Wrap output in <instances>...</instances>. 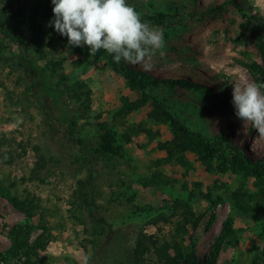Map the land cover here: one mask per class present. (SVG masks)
<instances>
[{"label":"rangeland","instance_id":"obj_1","mask_svg":"<svg viewBox=\"0 0 264 264\" xmlns=\"http://www.w3.org/2000/svg\"><path fill=\"white\" fill-rule=\"evenodd\" d=\"M127 3L165 39L164 55L157 52L151 70L122 59L126 68L157 79L137 88L113 67L106 51L95 56L88 47L70 52L59 41L54 28L46 26L53 18L51 0H0V255L12 249V230L23 224L32 225L30 243L44 232L40 225L46 228L49 240L37 264H137L134 249L145 234L156 242L139 264H162L154 245L170 244L173 255V241L192 255L191 264H208L224 222L232 218L236 241L222 246L215 264H263L264 208L256 204L260 187L255 178L208 171L193 152L186 153V165L169 159L159 144L172 139L171 127L151 112L158 102L190 130L210 139L227 135L252 161L264 164V140L256 139L257 130L235 115L232 104L233 82L240 77L256 82L245 63H263L257 43L264 36V0ZM22 54L31 57L30 65L17 63ZM6 57L14 58L6 62ZM57 61L62 66L54 68ZM36 66L52 83L67 80L84 84L81 91L91 90L83 119L82 103L65 92L78 135L95 147L99 123L105 121L124 141L129 134L127 158L90 156L81 149L60 119V108L39 90L44 84L32 85V75L41 77ZM182 78L208 89L171 82ZM140 99L145 102L138 109L120 113ZM36 146L47 160L42 169L36 166ZM88 179L84 191L97 195L95 210L105 224L80 196L79 181ZM8 197L32 200V216ZM188 207L201 217L195 228L180 225ZM18 257L9 256L6 264L25 260Z\"/></svg>","mask_w":264,"mask_h":264},{"label":"trees","instance_id":"obj_2","mask_svg":"<svg viewBox=\"0 0 264 264\" xmlns=\"http://www.w3.org/2000/svg\"><path fill=\"white\" fill-rule=\"evenodd\" d=\"M59 41L69 48L70 52L84 51L87 46L84 47H72L68 45L67 37L59 35ZM257 46L261 52L263 63L251 62L245 63L248 70L254 76L256 83H264V36L259 40ZM3 58V57H2ZM1 58V60H2ZM14 57L4 58L6 62L13 60ZM109 59L113 67L125 75L130 85L133 88L139 86H144L149 83H156L157 79L149 76L148 74L139 72L134 69H128L125 67L123 60L119 63L115 62L112 55H109ZM18 64L22 67L30 65L32 62L31 57L26 54H22L16 60ZM54 68L62 66V61H57L53 63ZM41 71V77L37 78L36 75H32V82L37 84L42 82L45 87L39 90H44L47 96L52 98L53 103L60 108V119L67 122V130L72 138L80 145L81 149L88 155H93L95 153L106 158H127V151L125 142L130 140L129 134L125 135V141L122 136L117 132V130L110 126L107 122L101 121L99 123V133L95 141V147L88 143L83 137L78 135L79 123L76 119L69 113V107L65 101V92L70 90V92L77 97V99L82 103L83 106L80 110H83L79 115L81 119L86 118L88 110L90 108L91 100V90H83L86 86L82 83H71L70 81H65L63 83H52L49 81V75L46 73L45 69L36 66ZM171 82L181 83L186 87L190 88H205L206 86L201 83H197L188 79H171ZM32 88V87H31ZM35 94V92H33ZM38 96V95H37ZM85 96V98H83ZM39 97V96H38ZM144 99H140L136 102H131L126 108H123L120 113H126L138 109L144 104ZM82 108V109H81ZM151 116L159 121L168 123L171 127L173 133L172 139L162 142L159 144V148L164 149L167 152V157L169 159H175L182 164H188V159L186 156L187 152H193L197 155V158L206 166L208 171L218 170L220 172H232V173H243L246 176H251L255 178L256 184L260 187L257 193L260 198L256 203L259 208H264L262 199H264V164L256 163L252 161V158L242 152L237 146H235L231 139L227 135H218L213 139L206 138L203 134L197 131L190 130L185 124L181 123L177 118H175L170 112L164 110L158 102L155 103V108L151 112ZM36 152L40 156L36 166L39 169L44 168L46 165V158L44 154L40 152V146H36ZM90 177L92 173L90 172ZM91 179L86 181L80 180L79 192L80 196L85 205L91 208V215L99 220L101 223H106V219L103 216H98L95 207L98 208L100 205L97 203V195H89L88 192L84 191V187L88 185ZM91 183V182H90ZM89 183V184H90ZM145 183V182H144ZM146 184V183H145ZM10 201L18 208L22 209L29 216H32L31 210L34 209L33 201L26 200L23 203L19 202L16 197H8ZM112 200V199H111ZM94 207V208H93ZM183 222L180 225L191 224L193 228L197 227L198 222L201 217L195 216L192 210L188 207L184 211ZM214 220L212 216L208 222V227ZM233 219L227 218L224 222L223 229L219 236L217 237L213 249L211 251L208 264H215L218 258L219 252L222 246L226 243H235L236 235L233 228ZM32 225H16L12 232L14 234V242L12 249L6 255H0V264H6L7 258L9 256H19L18 258L24 257L25 260L21 264H37L41 260L40 251L45 248L46 242L45 237V227L40 225V228L44 229V232L40 237L34 242L30 243L28 241L30 228ZM183 227V226H182ZM179 228V227H178ZM264 235V227H263ZM49 238V234L46 235ZM144 237V238H143ZM156 239L154 235H142L137 240V245L134 249L135 261L137 264L141 261L142 257L145 256L147 252L151 249V244H155ZM174 254L171 255L169 252L170 244L165 245H154V252L158 255V259L162 264H191V256H187L183 253L181 246L178 241H173ZM156 246V247H155ZM18 264V263H16ZM264 264V263H263Z\"/></svg>","mask_w":264,"mask_h":264},{"label":"clouds","instance_id":"obj_3","mask_svg":"<svg viewBox=\"0 0 264 264\" xmlns=\"http://www.w3.org/2000/svg\"><path fill=\"white\" fill-rule=\"evenodd\" d=\"M53 18L46 25L68 45L89 49L95 56L100 50L115 62L151 70L157 52L164 55V34L141 19V14L127 0H51ZM232 104L235 115L258 132L264 140V83L244 77L233 82Z\"/></svg>","mask_w":264,"mask_h":264}]
</instances>
